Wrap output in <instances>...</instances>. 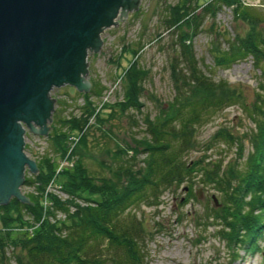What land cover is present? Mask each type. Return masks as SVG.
Returning <instances> with one entry per match:
<instances>
[{"label": "trees", "instance_id": "obj_1", "mask_svg": "<svg viewBox=\"0 0 264 264\" xmlns=\"http://www.w3.org/2000/svg\"><path fill=\"white\" fill-rule=\"evenodd\" d=\"M203 1L177 0L167 6L163 22L174 37L168 66L174 94L152 117L143 114L140 136L130 134L128 142H115L113 150L106 148L114 158L107 174H93L83 162L87 129L103 121L101 107L110 108L109 117L114 107L121 113L139 111L147 69L134 57L116 75L120 99L97 106L91 96L99 97L103 86L90 79L89 89L77 92L83 101L78 114L52 113L46 134L52 155L43 153L36 158V173L23 180L32 186L23 193L31 203L10 197L0 204V264H147L143 241L149 231L140 205H158L168 188L184 189L186 201L195 198L197 183L217 192V204L208 202L195 215V225L202 232L207 226L214 227V236L224 242L230 259L239 244L254 246L264 225V16L253 13L243 0ZM221 5L229 7L233 18L247 27L242 34L225 36V47H209L213 65L226 67L250 57L259 71L250 100L241 89L206 74L193 51L192 36L204 17H213ZM121 50L127 48L122 45ZM232 104L252 127L237 135L228 125L219 124L200 143L196 128ZM127 115L131 124H137L131 113ZM244 138L249 145L245 155ZM221 143L235 145L233 158L224 159L218 148ZM194 150L197 154L184 158ZM64 157L70 164L57 170Z\"/></svg>", "mask_w": 264, "mask_h": 264}, {"label": "rangeland", "instance_id": "obj_2", "mask_svg": "<svg viewBox=\"0 0 264 264\" xmlns=\"http://www.w3.org/2000/svg\"><path fill=\"white\" fill-rule=\"evenodd\" d=\"M176 1L138 0L136 8L126 10V19L123 15L120 16L122 19L117 16L115 25L113 23L100 31L101 42L97 50L87 49L86 51L84 77L88 81L95 79L103 86L99 97L91 96V100L96 105L102 101L112 103L121 98V86L116 75L129 60L135 57L138 64L147 69V75L142 81L143 91L139 96L142 102L139 111L129 109L121 113L114 107V113L109 117L110 108L101 107L99 114L103 117V121L100 123L95 121L88 127L87 145L83 150L82 159L93 174H107L108 169L113 167L114 158L111 151H105L106 148L113 150L115 142L118 144L128 142L130 134L140 136L144 128L143 114L147 113L152 117L174 94L168 69L172 55L171 42L174 37L165 27L163 18L167 14V6ZM243 1L252 7L253 13L264 16V0ZM203 2L198 0L200 4ZM246 27L243 21L233 18L229 7L221 5L213 17H204L202 26L192 36L191 42L200 67L206 74L215 81L223 79L227 84L241 89L245 99L250 100L252 91L256 87V76L259 73L253 68L250 57L234 61L226 67L214 66L212 54L209 51V47L214 44L225 47V36L242 34ZM216 28L222 31V35H217ZM122 45L127 50L122 51ZM131 49H136V54H133ZM77 92L80 91L68 84L52 87L49 90V96L55 97L52 113L54 112L56 116L78 114L83 101ZM127 113L133 115L137 124L130 123ZM50 123L51 121L48 122L49 125ZM219 124L228 125L229 129L237 135L252 127V122L240 108L232 104L214 112L207 121L196 128L197 140L200 143L205 142ZM24 130L26 156L36 161V158L43 153L52 155L46 135L33 133L25 126ZM218 148L222 150L221 154L224 155L225 160L235 156L233 144L226 147L221 143ZM218 148H214V151L219 150ZM248 148V142L244 138L243 155ZM214 151L211 153L216 155ZM197 152L191 151L184 158L188 159ZM138 156L141 157L142 154ZM101 162L106 166L101 165ZM32 174L34 172L25 169V175ZM31 189V185L20 186L23 193ZM198 190L199 196L196 195L195 198H189L186 201L184 189L168 188L162 192L158 205H140L139 210L143 214L144 224L149 231L143 241L144 261L147 264H264V225L254 239V246L243 247L239 244L235 256L230 259L229 250L224 242L214 236V227L207 226L202 232L200 225H195V215L201 214L208 202L211 204V193L217 194L215 190L202 187L200 183L193 186L194 193ZM156 222H158L157 225ZM2 234L3 231L0 228V237Z\"/></svg>", "mask_w": 264, "mask_h": 264}, {"label": "water", "instance_id": "obj_3", "mask_svg": "<svg viewBox=\"0 0 264 264\" xmlns=\"http://www.w3.org/2000/svg\"><path fill=\"white\" fill-rule=\"evenodd\" d=\"M137 1L0 0V204L10 197L30 202L20 186L25 169L35 173L37 167L23 151L24 126L47 134L52 87L89 89L87 49L97 50L100 31L117 16L126 19Z\"/></svg>", "mask_w": 264, "mask_h": 264}, {"label": "built area", "instance_id": "obj_4", "mask_svg": "<svg viewBox=\"0 0 264 264\" xmlns=\"http://www.w3.org/2000/svg\"><path fill=\"white\" fill-rule=\"evenodd\" d=\"M104 99V98H103ZM67 164H70V161L67 159V158H63V159H61L60 161H59V163L57 164V170L59 169V168H61L62 166H64V165H67Z\"/></svg>", "mask_w": 264, "mask_h": 264}, {"label": "bare ground", "instance_id": "obj_5", "mask_svg": "<svg viewBox=\"0 0 264 264\" xmlns=\"http://www.w3.org/2000/svg\"><path fill=\"white\" fill-rule=\"evenodd\" d=\"M120 11H118L117 15H119ZM116 18V17H115ZM104 31V30H103ZM102 37V36H101ZM23 151H24V145H23Z\"/></svg>", "mask_w": 264, "mask_h": 264}]
</instances>
